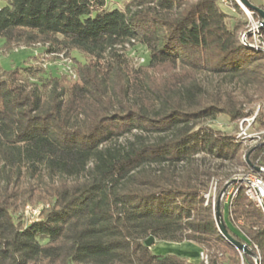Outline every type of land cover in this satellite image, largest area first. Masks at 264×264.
Masks as SVG:
<instances>
[{
  "label": "trees",
  "instance_id": "trees-1",
  "mask_svg": "<svg viewBox=\"0 0 264 264\" xmlns=\"http://www.w3.org/2000/svg\"><path fill=\"white\" fill-rule=\"evenodd\" d=\"M247 1L264 12V0ZM0 2L5 48L47 45L75 75L45 77L41 65L0 70V264H204L154 255V241L192 244L207 264H256L253 256L264 264L261 207L241 181L231 203L221 202L227 233L248 256L222 238L211 198L205 204L210 184L217 197L233 176L215 181L197 160L229 162L264 180L253 170L264 169V134L251 152L213 126L248 119L257 107L251 127L264 131V27L255 50L250 36L242 42L245 23H229L219 0H128L121 9L107 0ZM139 41L164 60L130 65L124 45ZM202 76L239 86L243 96L208 91ZM128 134L127 145L114 143ZM28 178L27 189L14 186ZM33 201L47 208L23 222L18 207Z\"/></svg>",
  "mask_w": 264,
  "mask_h": 264
},
{
  "label": "rangeland",
  "instance_id": "rangeland-1",
  "mask_svg": "<svg viewBox=\"0 0 264 264\" xmlns=\"http://www.w3.org/2000/svg\"><path fill=\"white\" fill-rule=\"evenodd\" d=\"M127 1L128 0H107V6L109 8L121 9L123 7V4ZM252 1L255 2L256 4H260L262 3L263 0H252ZM234 2L237 4L235 0ZM2 4L3 3L0 2V6H2ZM218 5L226 14L231 16L229 19V23H232L234 20L244 22L245 23L244 29L246 30L244 34L249 33L246 37L250 36L253 44H255L256 46H258L261 43V38L256 33L257 31L259 32L261 29L258 26L261 22V19L257 20L256 18L253 17V13L254 14L257 13L253 11L252 13L249 10L242 8L237 4L239 9L241 10V14H236L233 12L231 7L229 6V4L226 3L225 0H219ZM252 32H255V34L253 35ZM46 48H48V46L42 44L25 46L23 43H18V44H13L8 49L5 48L2 45V42L0 41V70L10 71L15 68H23L27 66L35 67L41 65L43 68H46L45 77L48 75V73H51L52 75H56V76H60L62 74L67 75L69 68L67 65L68 64L67 61H70L69 58L66 57L67 58L66 60L59 58L56 56L58 54L55 53L54 51L53 53L51 52L45 53ZM124 49H125V58L129 62V64L132 65L134 68L148 65L151 63H160L161 61L164 60V58L156 54L155 47L151 42L139 41L135 43L126 44L124 45ZM71 57L77 58L79 61H84L81 55H79L76 52H72ZM200 80L202 85L208 91L212 90L215 87H219V89L221 90H229V91L236 89V93H238L239 96L241 95L243 96V93L242 94L240 93L241 90L239 91V89H237L239 86L236 87L234 85L224 84L221 82V80L210 78L207 76H202ZM257 109L258 108L256 107L252 117L248 119H244L241 122L230 123L227 120L219 119L216 123H213L214 124L213 126L214 128L223 132L224 134L234 135L235 139L241 141L245 145L254 148L255 146L261 144L260 143L261 136L264 134L263 130H256L251 127L254 121V117L257 113ZM242 133L246 135L245 138H243ZM149 139L153 140V137ZM131 141H132V134H128L114 143L119 146H125ZM197 160L201 168H205V169L208 168L217 174L216 178L214 179L215 181L224 180L227 176H233L232 180L233 179L239 180L243 178L245 175L249 174L240 167H237L229 162L221 163L212 157L197 156ZM5 173H6L5 167H3L2 163L0 162V187L4 186L7 182ZM10 182L12 184L14 182V178H12ZM28 184H33V181H31L29 178L26 179L25 181H23L22 179L16 181L14 186L20 189H27ZM215 192L213 193V191L210 190V196L212 197V195L214 194L215 197L214 203L217 198L215 196ZM26 206H28L27 208H29L30 210L38 212V211H42L43 209H46L47 203L45 202L35 203L33 201L29 204H24L22 206L20 205L18 207V216L19 218L22 219L23 222H29L35 218V216L31 214V211L29 212L27 210ZM225 213H226V209L224 210V218L226 216ZM152 253L157 256L170 255L167 252L160 251L158 247H154L152 249ZM203 254L206 256L205 252ZM182 258L188 260L189 256Z\"/></svg>",
  "mask_w": 264,
  "mask_h": 264
},
{
  "label": "water",
  "instance_id": "water-1",
  "mask_svg": "<svg viewBox=\"0 0 264 264\" xmlns=\"http://www.w3.org/2000/svg\"><path fill=\"white\" fill-rule=\"evenodd\" d=\"M237 2V4L244 8V9H247V10H251L255 13H257L259 16H260V19H261V22L260 24L258 25L260 28L261 27H264V12L261 11L260 9H258L257 7H254V6H251L247 0H235ZM249 33H246L243 35L242 37V41L245 42V37L248 35ZM263 145L262 144H259L257 146H255L254 148L251 149V152L254 151L256 148H258L259 146ZM253 170L254 172L256 173H264V169L262 168H259V167H253ZM238 181H241V182H245V183H249L248 180H243V179H239V180H236V179H233V180H230L229 182H226L223 186V188L220 190L217 198H216V201L214 203V222H215V225L217 227V230L219 232V234L222 236V238L228 242L232 247H234L237 251L245 254V255H248V256H253L247 249V247L244 245V244H240L239 242H236L235 240H233L229 234L227 233V230H226V227H225V224H224V221H223V217H222V212H221V202H222V199H223V196L225 195L226 191L228 190V188H230L232 186V184L238 182ZM259 206L261 207L263 213H264V204H263V201H260L259 202ZM253 258L255 259L256 261V264H259V260L256 256H253Z\"/></svg>",
  "mask_w": 264,
  "mask_h": 264
},
{
  "label": "built area",
  "instance_id": "built-area-1",
  "mask_svg": "<svg viewBox=\"0 0 264 264\" xmlns=\"http://www.w3.org/2000/svg\"><path fill=\"white\" fill-rule=\"evenodd\" d=\"M256 33L258 34V31ZM252 34L254 35L255 32H252ZM245 39H246V37H245ZM253 49L257 50V46L255 44H253ZM56 56L59 57V58H62L64 60L67 59L66 57H64L63 54H58ZM67 63H68L67 65L69 67L67 75L71 79H73L75 75H74L73 70H71L70 61H67ZM242 134H243V138H245L246 135L244 133H242ZM241 179H243V180L245 179V180L249 181V183H245L244 182L246 184L245 185V194L250 199H252L253 201H255L259 205V202L264 200V181L261 178H259L258 176L254 175L252 173H249V174L245 175ZM210 190L213 191V193L215 192V190H216V182L215 183L212 182L210 184L209 192H208V194L205 195V204H207L209 198H211V204L214 207L215 197H214V194L212 195V197L210 196ZM236 193H237V188H234V187L231 186L229 188V190L223 196L224 203L226 205H229L231 203V201L233 200V198L236 196ZM27 207L28 206H26V208ZM27 210L29 212L31 211V214L35 216V218L32 219L31 221L36 220L38 218V216L40 214V211H38V212L32 211L29 208H27ZM199 260L202 261L204 264H207V256H205L203 253H200Z\"/></svg>",
  "mask_w": 264,
  "mask_h": 264
},
{
  "label": "crops",
  "instance_id": "crops-1",
  "mask_svg": "<svg viewBox=\"0 0 264 264\" xmlns=\"http://www.w3.org/2000/svg\"><path fill=\"white\" fill-rule=\"evenodd\" d=\"M154 247H158L160 251L167 252L171 255H177L181 257H188L189 261L192 263H197L199 261L198 256V248L192 244L185 243V244H171V243H163V242H156L154 241L150 245V249Z\"/></svg>",
  "mask_w": 264,
  "mask_h": 264
}]
</instances>
